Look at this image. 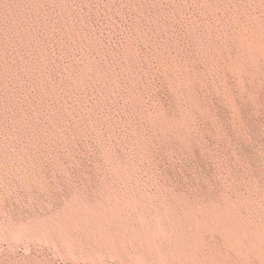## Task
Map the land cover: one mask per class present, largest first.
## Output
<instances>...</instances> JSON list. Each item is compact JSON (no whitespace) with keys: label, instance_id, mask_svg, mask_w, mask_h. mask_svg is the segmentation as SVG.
Instances as JSON below:
<instances>
[{"label":"rangeland","instance_id":"obj_1","mask_svg":"<svg viewBox=\"0 0 264 264\" xmlns=\"http://www.w3.org/2000/svg\"><path fill=\"white\" fill-rule=\"evenodd\" d=\"M0 264H264V0H0Z\"/></svg>","mask_w":264,"mask_h":264}]
</instances>
